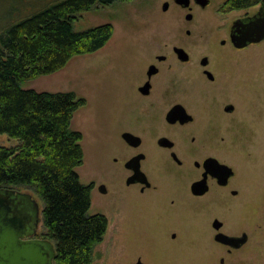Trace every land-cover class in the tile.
<instances>
[{
	"label": "flooded vegetation",
	"instance_id": "obj_1",
	"mask_svg": "<svg viewBox=\"0 0 264 264\" xmlns=\"http://www.w3.org/2000/svg\"><path fill=\"white\" fill-rule=\"evenodd\" d=\"M174 1L185 21L191 15L187 23L193 10L211 6L190 0L183 8ZM229 1L214 11L226 21L224 38L196 58L185 44L166 45L164 52L154 44L105 45L93 53L94 75L113 78L111 92L123 101L114 113L127 115L131 127H96L101 149L92 189L101 208L117 216L122 227L132 221L164 224L172 264H264V134L258 124L259 110L264 114V62L255 49L264 40L242 42L243 26L264 19V6L257 0L238 9ZM194 95H203L202 105ZM192 102L205 112L191 110ZM173 109L188 120L168 123L166 115ZM237 126L246 133L239 135ZM164 162L171 173L162 171ZM161 177L171 182L166 192L155 180ZM0 194L19 241L45 250L41 264H54V245L40 232V209L32 194ZM130 200L141 205L130 211L135 218H127L124 209ZM96 214L105 218L107 231L108 215ZM183 223L196 226L197 233L182 240L176 228ZM116 239L109 259L121 264L127 250L125 240ZM138 254L129 264H144Z\"/></svg>",
	"mask_w": 264,
	"mask_h": 264
},
{
	"label": "trees",
	"instance_id": "obj_2",
	"mask_svg": "<svg viewBox=\"0 0 264 264\" xmlns=\"http://www.w3.org/2000/svg\"><path fill=\"white\" fill-rule=\"evenodd\" d=\"M126 0H63L19 22L0 38V134L17 140L0 147V190L31 191L43 204L44 236L54 264H91L106 232L102 215L88 214L91 184L76 169L83 164L82 134L72 130L74 113L85 105L73 93H37L21 84L51 75L74 57L104 47L113 32L105 23L74 32L80 13ZM257 0H230L244 9ZM34 197V196H33Z\"/></svg>",
	"mask_w": 264,
	"mask_h": 264
},
{
	"label": "rangeland",
	"instance_id": "obj_3",
	"mask_svg": "<svg viewBox=\"0 0 264 264\" xmlns=\"http://www.w3.org/2000/svg\"><path fill=\"white\" fill-rule=\"evenodd\" d=\"M60 1L63 0H0V38L19 22ZM208 1L211 3L208 9L204 11L193 10L191 23L184 20L183 13L173 6L171 0H126L115 1L109 6L96 5L90 11L77 15L73 23V31L83 32L109 23L113 32L106 44L107 49L113 45L154 44L159 45L157 48L164 52L166 45L185 44V47L196 58L204 53L207 45L217 43L224 38L221 29L226 25V21L214 13L224 0ZM164 2L168 3L166 11L162 10ZM185 30L190 31L189 37H185ZM255 49L259 55L257 56L258 60L261 63L264 62V55H262L264 54V43ZM94 61L93 54L77 56L72 58L63 69L21 84V88L24 90L29 89L37 93H73L77 98L85 100V105L74 113L71 121L72 130L82 134L80 146L84 160L82 166L76 169V173L83 185L92 184L96 178L95 167L101 149L100 143L96 141L94 135L96 127H131V120L127 115L114 113L115 105L123 101L117 100L111 92L116 88L114 81H112L113 78L111 76L108 78L105 76L103 79L96 77L93 71ZM197 76L195 74V78ZM194 98L197 105L203 104V95H194ZM258 104L261 105V98L258 100ZM190 108L198 114L206 110L204 107L196 108L194 102L191 103ZM259 112V134L262 136L264 134V114L262 109ZM115 118L116 122H114ZM241 126H237L239 127V135H244L246 133L245 128ZM17 144V140L0 134V147L9 148ZM166 164L164 162L162 165L164 166L162 171L171 173V168L165 169ZM155 180L163 192L172 187L171 182L166 177ZM28 192L34 196L38 203L41 220L43 204L31 191ZM90 199L91 206L88 214L105 213L108 215L107 219L109 218L102 244L94 247L91 264H115L117 260L112 262L109 257L117 249L114 250L113 246L116 238V241L122 240L120 241L122 243L125 240L124 245L127 250L126 255L121 258V264L131 263L134 261V255L138 253H141L144 264H172V259L167 253L170 239L164 237L167 229L163 226L164 224L157 225L156 222H149L145 225L132 221L127 223V226L122 227L117 223L119 219L117 216L114 215L111 218L109 212L101 208L98 194L94 189L91 191ZM140 208L141 205L138 202L135 203L130 200L129 204L124 206L127 218L133 216L130 211ZM176 229H178V235L181 236L182 240L194 236L198 230L196 226L187 223L178 224ZM40 232H45L44 228L41 227Z\"/></svg>",
	"mask_w": 264,
	"mask_h": 264
},
{
	"label": "water",
	"instance_id": "obj_4",
	"mask_svg": "<svg viewBox=\"0 0 264 264\" xmlns=\"http://www.w3.org/2000/svg\"><path fill=\"white\" fill-rule=\"evenodd\" d=\"M190 0H175L174 3L188 8ZM264 6V0H261ZM195 3L200 7H205L208 4V0H195ZM168 5L163 4L162 10L166 11ZM186 21L191 19V15L186 16ZM244 33L242 35L243 43H257L264 40V19H257L253 23L243 26ZM241 42V39H238ZM179 54H182V50H177ZM179 115V116H178ZM186 116L184 113H176L175 109L171 110L166 115V121L173 123L177 118H181V122L188 120L183 118ZM140 173L138 168L135 170V174ZM8 208L5 206V200L0 194V264H41L44 261L43 253L45 250L34 244H24L19 241L20 233L14 230L10 223H8ZM42 256V257H41Z\"/></svg>",
	"mask_w": 264,
	"mask_h": 264
}]
</instances>
